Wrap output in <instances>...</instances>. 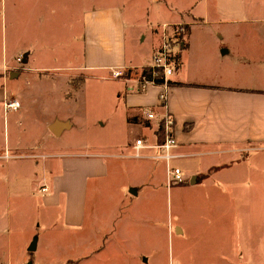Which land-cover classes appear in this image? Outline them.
<instances>
[{"label":"rangeland","instance_id":"374dc122","mask_svg":"<svg viewBox=\"0 0 264 264\" xmlns=\"http://www.w3.org/2000/svg\"><path fill=\"white\" fill-rule=\"evenodd\" d=\"M232 2L239 9L245 5L251 14L262 12L261 3L264 7V0H0V62L4 55L16 61L27 48L37 66L53 68L27 71L16 65L7 69L5 81L0 80V89L6 88L8 97L22 104L18 111L5 112L0 103V264L230 262L232 255L220 236L225 199L213 194L224 191V172L218 174L219 180L213 178L212 186L190 189L188 180L167 182L166 162L132 157V141L142 134L126 117L123 99L118 97L124 86L103 78L107 73L75 71L80 47L74 38L82 35L83 14L119 5L128 22L136 25L127 30L128 57L151 51L142 60L151 65L163 46L164 21L224 15ZM189 30L184 27L183 41L174 53L176 69L182 64L180 46ZM142 70L131 74L137 85ZM57 119L72 123L61 136L53 129L60 123ZM79 153L109 155L104 159L111 165L104 178L88 182L85 226L71 230L63 224L67 198L59 190L67 194L73 184L51 191L59 199L54 208H45L41 194L50 192L44 178L61 168V158L54 154ZM50 161H55L52 167ZM44 186L48 191H43ZM130 187L139 197L123 196ZM252 200L253 208L260 210L249 222L250 239L255 242L264 236V198ZM177 224L187 227L185 235L176 234ZM35 239L38 245L30 252ZM254 256L249 264L258 262Z\"/></svg>","mask_w":264,"mask_h":264},{"label":"crops","instance_id":"0c3cea01","mask_svg":"<svg viewBox=\"0 0 264 264\" xmlns=\"http://www.w3.org/2000/svg\"><path fill=\"white\" fill-rule=\"evenodd\" d=\"M230 4L231 8L224 15H191L163 22L162 37L165 25L184 24L190 29L182 50V64L171 77L175 84L167 90L166 107L160 102V94L164 91L161 85H150L139 91V84L131 75L136 69L151 66L142 61L151 51H137L135 58L128 57L127 30L135 29L136 25L128 22L126 11L119 5L83 14L82 35L74 38L80 47L74 70L81 74L107 73L108 77L103 78H112L114 69L124 71L123 78L113 80L118 86H124L118 97L123 99L124 109L128 112L126 117L142 134L132 141V148L140 138L151 145L158 144L161 116L169 114L174 118L177 141L174 154L179 158L172 163H182L177 167L184 170L186 180L190 181L187 187L212 186L213 178L219 180L218 174L224 172V191L213 194L225 199L224 207L221 206L224 227L220 236L223 237L222 244L229 248L227 254L232 255L228 264H249L250 256L254 255L257 263L264 264V236L254 242L250 239L249 227L251 217L260 215V210L253 208L252 199L264 198V7L261 3L259 10L262 12L251 14L245 5L239 9L234 2ZM149 43L151 47L155 46L153 41ZM18 58L22 59L21 63ZM15 60L3 56L0 80L5 81L7 78L3 75L7 69L16 65L27 71L53 70L49 66H37L38 62L27 48L21 50ZM60 69L68 70L67 67ZM218 69H223V73L216 74ZM224 82V85L219 84ZM7 96L6 88L1 87L3 109ZM150 112L157 115L155 120H148ZM57 120L60 122L58 136H61L72 123ZM154 153V150L146 151L148 156ZM54 156L61 158V168L55 175L44 178V182L50 183V192L41 191V194L39 190L38 193L42 195L45 208H54L59 199L56 201L51 191L73 184L74 188L67 194L65 190H59L67 198L63 224L67 229H80L85 226L88 182L108 174L111 164L104 158L109 155ZM202 156L208 159L200 158ZM50 162L52 167L55 161ZM129 193L139 197L134 187L123 196L126 198ZM186 228L177 224L176 234L185 235ZM262 229L264 232V223Z\"/></svg>","mask_w":264,"mask_h":264},{"label":"built area","instance_id":"2783aa9c","mask_svg":"<svg viewBox=\"0 0 264 264\" xmlns=\"http://www.w3.org/2000/svg\"><path fill=\"white\" fill-rule=\"evenodd\" d=\"M171 27L170 31L168 28ZM184 24L179 25H165V35L163 37V46L159 51L156 52L154 56V63L151 66H148L152 69V80H148L145 76L142 77L143 90L146 89L150 85L155 84L156 77H163L164 91L160 94V102L162 107H166V99H167V90L169 89L168 81L177 71L176 66V57L174 53L177 51L179 44L182 42V35L184 32ZM184 43L181 44L180 50H183ZM21 62L22 59H19ZM124 71L121 69H114L111 72V77L114 79H120L124 76ZM21 103L15 98L6 97L4 99V111H17L21 108ZM157 115L155 113H148L149 120H155ZM164 124V141L162 143H158L156 145L149 144L144 138L137 139L133 145V150L135 151L132 157L138 159L151 158L153 160H159L166 162V173H167V182L171 184L175 182L177 184H182L186 181V177L184 176V172L181 168L177 166H173L172 162L179 158L178 155L174 154V151L177 147V141L175 138V120L169 114H164L160 118V124ZM154 150L155 153L153 155H146V151ZM43 191H48V187L44 186Z\"/></svg>","mask_w":264,"mask_h":264},{"label":"trees","instance_id":"16d2710c","mask_svg":"<svg viewBox=\"0 0 264 264\" xmlns=\"http://www.w3.org/2000/svg\"><path fill=\"white\" fill-rule=\"evenodd\" d=\"M145 76L148 80H152V69L149 68V67H145L143 68L142 72H141V76H140V79L142 80V77ZM140 80V83H139V91H143V83L142 81ZM155 84L156 85H162L164 84V79L163 77L159 76V77H156L155 78ZM168 84L169 86H172L174 85L175 83L171 81V79L168 81ZM164 132H165V129H164V124L161 123L160 124V128H159V135H160V142L159 143H162L164 141Z\"/></svg>","mask_w":264,"mask_h":264},{"label":"water","instance_id":"95a60500","mask_svg":"<svg viewBox=\"0 0 264 264\" xmlns=\"http://www.w3.org/2000/svg\"><path fill=\"white\" fill-rule=\"evenodd\" d=\"M59 125H60V124L58 123L57 125H55V126L53 127V129H54V131H56V133H58ZM36 247H37V239L34 240V242L32 243V245H31L30 248H29V251H30V252H34V251L36 250ZM26 264H32V263L29 262V263H26Z\"/></svg>","mask_w":264,"mask_h":264}]
</instances>
